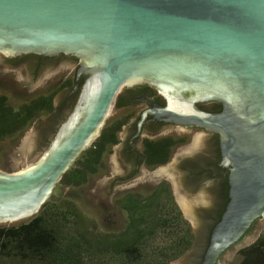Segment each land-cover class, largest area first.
<instances>
[{
    "label": "water",
    "instance_id": "1",
    "mask_svg": "<svg viewBox=\"0 0 264 264\" xmlns=\"http://www.w3.org/2000/svg\"><path fill=\"white\" fill-rule=\"evenodd\" d=\"M8 49L82 52L96 72L80 109L50 143L43 144L37 128L8 153L12 167L0 169V223L35 216L101 134L122 87L148 78L168 94V112L181 117L201 114L202 100L221 95L235 101L233 88L251 99L254 117L201 120L218 125L236 143V155L227 159L235 175L233 199L218 233L238 228L231 241L249 230L245 241L257 236L264 226V0H0V50ZM112 170L88 191L92 199L140 180L155 181L153 171L120 181L129 173L120 169L116 153ZM169 175L176 183V173ZM178 185L175 191L200 240L202 211L211 199L207 190L188 197ZM195 246L187 258L170 264H198ZM212 250V264H234L231 251L222 254L220 241L215 239Z\"/></svg>",
    "mask_w": 264,
    "mask_h": 264
},
{
    "label": "flooded vegetation",
    "instance_id": "2",
    "mask_svg": "<svg viewBox=\"0 0 264 264\" xmlns=\"http://www.w3.org/2000/svg\"><path fill=\"white\" fill-rule=\"evenodd\" d=\"M90 66L82 52L0 50V119H35V126L40 128V133L43 131V144L50 143L63 123L80 109L85 87L96 72ZM229 84L235 86L233 80ZM233 89L241 99L230 101L219 95L202 100L197 103L201 114L181 117L168 112L169 96L157 83L144 78L126 84L117 94L101 134L94 141L101 139L106 144L104 157L116 153L120 169L129 173L122 182L153 171L154 189L167 185L179 205L175 185L179 184L188 197L207 190L211 200L202 211L201 238L198 240L194 235L192 246L178 259L187 258L198 243L195 246L198 264H212L215 239L225 249L222 254L237 251L238 255L248 243L245 239L250 230L234 241L232 236L238 228L225 235L218 233L233 199L235 175L227 159L228 155H236V143L218 125L211 124L254 117L256 109L250 98ZM238 110L246 114L240 115ZM85 113L81 111L83 118ZM170 172L176 173V183Z\"/></svg>",
    "mask_w": 264,
    "mask_h": 264
},
{
    "label": "trees",
    "instance_id": "3",
    "mask_svg": "<svg viewBox=\"0 0 264 264\" xmlns=\"http://www.w3.org/2000/svg\"><path fill=\"white\" fill-rule=\"evenodd\" d=\"M35 119H0V141ZM103 139V138H102ZM106 144L97 140L57 184L82 186L99 174ZM52 197L31 219L0 225V264H170L194 242L192 226L167 185L114 199L123 227L104 229L77 201ZM239 264H264V233L238 252Z\"/></svg>",
    "mask_w": 264,
    "mask_h": 264
},
{
    "label": "rangeland",
    "instance_id": "4",
    "mask_svg": "<svg viewBox=\"0 0 264 264\" xmlns=\"http://www.w3.org/2000/svg\"><path fill=\"white\" fill-rule=\"evenodd\" d=\"M38 127L35 126V121L22 131L21 133L1 140L0 141V169L3 171H8L12 165L9 162L8 153L11 152L18 144H20L27 133H29L33 129H37ZM113 154H107L103 161L101 162L100 173L91 177L89 181L82 185V186H70L67 184H62L59 189H55L57 192V196H63L65 198H70L77 201L90 215L95 216L98 221L100 222L101 226L104 229L110 230L123 227L126 224L125 213L120 209L114 207V199L118 196H122L130 191H140L142 193L148 194L152 192L155 187V181L144 179L134 183H130L127 185H123L117 188H114L96 198L90 196L88 191L92 189L99 181H101L106 175H113L112 170V159ZM178 197V196H177ZM179 201V198H178ZM180 203V201H179ZM181 206V203H180ZM182 208V206H181ZM183 211V208H182ZM183 214L187 219L184 211ZM32 218V217H31ZM29 218V219H31ZM28 220V219H26ZM21 221L11 223V224H19ZM0 225H9V223H0ZM264 233V226L259 231L257 236L249 241L246 246L253 243L260 234ZM229 257L233 261L234 264H239L240 258L237 255V251H231L228 253Z\"/></svg>",
    "mask_w": 264,
    "mask_h": 264
}]
</instances>
